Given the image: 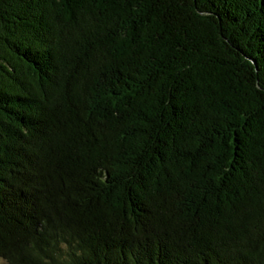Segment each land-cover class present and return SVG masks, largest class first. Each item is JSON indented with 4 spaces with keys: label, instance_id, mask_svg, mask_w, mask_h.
<instances>
[{
    "label": "trees",
    "instance_id": "1",
    "mask_svg": "<svg viewBox=\"0 0 264 264\" xmlns=\"http://www.w3.org/2000/svg\"><path fill=\"white\" fill-rule=\"evenodd\" d=\"M0 258L264 264V0H0Z\"/></svg>",
    "mask_w": 264,
    "mask_h": 264
},
{
    "label": "rangeland",
    "instance_id": "2",
    "mask_svg": "<svg viewBox=\"0 0 264 264\" xmlns=\"http://www.w3.org/2000/svg\"><path fill=\"white\" fill-rule=\"evenodd\" d=\"M0 264H7V262L4 259L0 258Z\"/></svg>",
    "mask_w": 264,
    "mask_h": 264
}]
</instances>
